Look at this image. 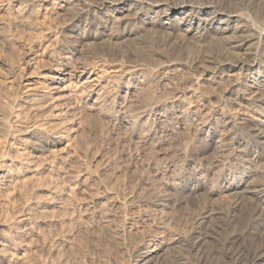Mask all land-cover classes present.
Here are the masks:
<instances>
[{
  "label": "rangeland",
  "instance_id": "obj_1",
  "mask_svg": "<svg viewBox=\"0 0 264 264\" xmlns=\"http://www.w3.org/2000/svg\"><path fill=\"white\" fill-rule=\"evenodd\" d=\"M103 1L112 0L73 1L70 9L61 10L57 7L60 0H0L2 264H134L141 252L153 247L165 253L149 264H200L199 255L184 245L183 238L200 225L207 212L218 207L227 211L235 198L221 191L207 192L217 183L215 175L226 176L234 160L251 159L255 170L245 172L247 180L264 178V156L259 157L264 151L258 150L248 128L251 124L244 120L257 119L258 107L233 101L223 75L214 85L206 80L210 74L198 78L195 69L206 54L216 61L224 59L229 40L221 38L219 45L218 41L198 43L191 36L194 31L186 34L180 28L178 17L171 20L172 28L166 29L170 21L153 15L148 16L152 24L139 25L153 41L133 36L111 45L104 36L93 41L78 35L76 40L75 34L99 32L100 22L108 24L126 15L133 18L139 7L132 3L130 12L112 15L110 9L105 10L111 4L101 6ZM190 1L204 4L219 0ZM244 1L246 4L238 6L247 13V22L242 24H251L249 28L255 31L264 28L259 10L253 12L249 6L258 5ZM80 12H86L88 20L69 30L71 20ZM234 25L230 23L232 29ZM62 39L75 43L81 54H66L68 45L59 42ZM147 50L160 55L150 60L145 56ZM257 55L263 62L260 53ZM67 56L70 59L62 60ZM167 61L175 64L168 67ZM60 62L68 66L61 67ZM159 63L167 67L159 71ZM63 68L67 74L62 77L72 94L57 102L51 79ZM240 77L244 81L247 72ZM117 93L122 98L114 100ZM172 95L178 96L181 103L176 107L181 113L173 131L159 138L160 144L144 147L135 136L124 133L117 121L120 111L133 114L141 104ZM95 98L100 101L96 110L91 109ZM60 111L63 114L55 118ZM227 115L234 126L226 122ZM193 116L195 120L199 116L210 119L207 136L199 137V121ZM141 125L147 126L146 122ZM62 128L67 129L64 138H58ZM220 138L222 145L216 143ZM166 155L169 161L182 165L183 171L198 167L208 178L189 193L184 187H188L187 180L180 181L177 191L161 197H168L163 206H156L154 194L167 192L159 180V176L170 174ZM248 207L258 211L253 200ZM260 228L255 223L245 229L249 230L242 241L246 249L264 246ZM18 229H26L25 235H18ZM174 240L181 243L168 250Z\"/></svg>",
  "mask_w": 264,
  "mask_h": 264
},
{
  "label": "bare ground",
  "instance_id": "obj_2",
  "mask_svg": "<svg viewBox=\"0 0 264 264\" xmlns=\"http://www.w3.org/2000/svg\"><path fill=\"white\" fill-rule=\"evenodd\" d=\"M73 1L80 0H60L57 7L61 10L70 9V7L72 6L71 3ZM172 1L173 2L171 5L168 3V1L162 0H112L111 2L103 1L100 3L101 6H103V3L106 2L111 4L109 7H106L105 10L108 11V9H110L109 12H111L112 15H122L124 13L126 14V12H130L132 3L138 4L139 7H137V13L133 15L134 17L132 16L133 18H127L126 15L124 17L122 16L119 19L114 18L110 20L108 24L100 22L101 25L97 30L99 32L93 33L92 35L87 33L85 36L83 34H75L74 37H76V40L78 35L79 37L85 38L86 40L92 39L93 41H98V37L102 38L104 36L111 45H119V43L121 42H127L133 36L137 38L141 37L142 39L147 38L148 41H153V36L149 33H144L146 32L144 29V32H142L143 27L140 28L139 26L142 23L145 24V22L150 24L151 18L148 16L153 15L158 19L164 18L170 21V24H168L169 26H166V29L172 28L171 20L173 18L178 17V24H180V28H182V30L186 34L192 33V31H194L191 36L198 43L208 42L210 44H213L221 38L229 40L226 50H224V52L226 51L224 53V59L216 61L214 59H211L210 56L206 54L205 56H203L202 60L196 64L197 66L195 67V69L199 74L198 78H203L202 76L210 74L208 79H206L210 84L217 83V79H220L219 76L223 75V77L226 78V81L229 83V89L227 92L234 99H232L233 101L242 100L246 104V106L258 107L256 113L259 117L257 119L252 117H244V120L251 124V126L248 128L250 131H252L253 137L256 139L258 150L264 151V70L260 71L259 69L261 67H264V28L260 27V30L255 31L254 29H252V26L251 28H249L251 24H249L248 27L242 24V22H245V20L247 19V13H245V11L242 12V10L238 8V6L243 5L244 3L246 4L244 0H219L216 2L207 1L204 4L194 3L190 0ZM247 1L250 4L252 2V4H255V6L258 5V7L256 6L257 8L253 5L249 6H252L253 12L258 9L260 12L259 17H262L261 19L264 20V0ZM195 9L199 10L200 12H197ZM141 14H143L144 17L141 16ZM202 15H206V17H203ZM86 16V12H80L75 15L70 23V26L72 28H70L69 30H73V28H76L79 24L83 22V19L87 21L88 19H86ZM145 18H149L150 21L146 20ZM230 23H235L234 29L231 28ZM165 24V22H162V25L165 26ZM216 24H224L225 26L222 28L217 26ZM122 25L124 26L122 27ZM96 26L97 25L95 24V27ZM182 30L181 32H183ZM64 36L65 35H62L63 38H65ZM65 39H62L63 41L59 42H62V44L64 45H68L66 48L67 50L65 49L66 54H71V57L75 56L77 53L81 54L79 51H77L75 43ZM70 39L72 38L70 37ZM257 53H260L263 62H260L258 60ZM159 55L160 52L157 51L147 50L145 52V56H147L150 60L159 57ZM67 59L70 58L68 56L62 57V60L64 61ZM72 60L70 62H72ZM166 63L168 67L175 64V62L173 61H167ZM59 65L61 67L68 66L64 62L62 64L60 62ZM165 67L167 66L163 65L162 63H159L157 65L159 71L164 70ZM235 70L238 71V73L235 74ZM245 72H247L248 78H246L244 81H241L240 76ZM66 74L67 72H65V68H63L62 70L60 69L56 74L57 76H53L51 79L53 83L52 89L54 90L53 100L57 102H63L72 94V91L69 90L70 85H65V77H62ZM83 74V72L80 73L78 77L83 76ZM192 91L194 92V89L191 90V92ZM96 93H94V95ZM117 94H115V97H112L114 98V100L122 98L121 94ZM178 99L179 98L176 95H172L167 98H154L153 100H150V102H148L147 104L144 103V106H142L143 104H141L140 107L136 108V110L132 112L133 114H129L130 112L125 113L127 112L126 110L125 112L120 111L118 120H115L118 121V123L121 125V128L123 127L122 129L125 130V134L127 133L128 135L135 136L142 146H149L151 143H156L158 145L161 142L159 138H161V136L163 137L169 135V131L171 130V128L173 126L175 128L176 124L179 121H177V119L180 115H177L181 112L178 111L179 109H177L178 107L176 106L177 103L181 102H178ZM97 101L96 98L94 99V101H92L91 109L96 110L98 105ZM258 103L262 106H260ZM181 109L183 108H180V110ZM62 114L63 113L60 111L58 114H55L54 117L58 115L61 116ZM227 118H229L228 115ZM227 118H225V120ZM230 119L231 118H229L226 122H229V125L232 123V126H234V123L232 121L230 122ZM196 120L199 122H197ZM196 120L195 121L200 125L198 134L199 137L205 136V132H208L206 128H209L210 130L211 127H208L210 119L207 117L205 118V116L204 118L199 116L196 118ZM233 121H235V119ZM143 122H146L147 126L144 125L146 126V128L141 125L143 124ZM27 128H25L26 131L28 130ZM66 130V128H62V130L60 131L61 134L58 132V138H64L63 133H65ZM172 131L173 130H171V132ZM216 143L222 145V139L216 141ZM162 156H165V154H163ZM262 156H264V152L260 153L259 157ZM166 160H168V163H170L168 165L170 174L164 178L162 177L163 175H161L160 173L156 172V174L158 176L161 175L159 176L160 183L165 187V190H167V192H164L163 196H161V192H157L158 194H154V196L151 193L153 199L155 198L154 201L156 206H163V201L168 198L165 196V199L163 200L162 198H164V194L166 195L169 191L174 192L176 189H178L180 181L187 180L188 187H184L187 188L186 191L189 193L194 191L196 188H199L201 184L208 178H206V175L202 171H200L198 167H195L190 172H185L181 168L182 165L178 166L179 163L175 164V162L169 161V157ZM228 161H231V159ZM232 165V169H226L228 173L226 176H222L221 174L215 175V178H217V183L214 182V184H212L213 182L211 180L212 185H209L211 188H209V190L207 191L210 194L221 191L224 193H228L231 197L235 196V198L232 197V203L228 204V210L226 211L221 207L211 209L204 215L202 221L199 223L200 225L195 227L191 234L187 235L182 240V242L185 243L184 245H186V247H188L190 250L199 255L198 258L200 259V264H264V246L250 250L246 249L245 246H243L242 244L244 242L243 238H245L246 236L245 234H248L247 232H249V230L245 229L249 228L251 225L258 223V226H260L261 228L263 227L264 230V178L259 177V179L256 180V177L254 176L255 179L253 182V179L251 178V180H247L248 175L246 176L245 172L250 171L255 167V163L251 159L234 160ZM229 176H231L232 178H229ZM181 184H183V182ZM243 185H245V187ZM242 186L244 187V189L242 188ZM180 192L181 191H179V193ZM170 195L171 194L169 193V196ZM149 196H151L150 193ZM172 196L174 195L172 194ZM252 200L257 203L258 211H255L256 208L254 210H252L251 208L248 209V203ZM242 209H245V211L243 210L244 213H242L241 215L240 212H242ZM237 212L239 213L236 214ZM16 233L20 236L25 235L26 229H18ZM180 243L181 242H179V240H174L173 242L168 244L167 249L175 250ZM163 251L160 249L158 250L154 247L149 250L146 249V251L144 250L140 253L142 254V257L136 260L134 264H149L152 260L158 258L161 252L165 253ZM2 258H0V264H2Z\"/></svg>",
  "mask_w": 264,
  "mask_h": 264
}]
</instances>
